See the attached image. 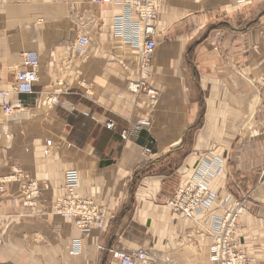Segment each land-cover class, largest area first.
<instances>
[{
    "label": "crops",
    "instance_id": "obj_1",
    "mask_svg": "<svg viewBox=\"0 0 264 264\" xmlns=\"http://www.w3.org/2000/svg\"><path fill=\"white\" fill-rule=\"evenodd\" d=\"M121 1L0 0V88L14 86L22 54L39 57L33 93L11 95L23 110L0 109V180L18 168L38 187L23 208L20 183L5 185L0 264H116L109 248L216 264L207 218L224 216L228 195L245 202L240 250L264 264V0H160L145 81L153 96L128 90L140 49L113 33ZM215 158L212 207L194 219L174 213L175 190ZM72 170L78 195L107 209L105 230L83 233L55 212Z\"/></svg>",
    "mask_w": 264,
    "mask_h": 264
},
{
    "label": "built area",
    "instance_id": "obj_2",
    "mask_svg": "<svg viewBox=\"0 0 264 264\" xmlns=\"http://www.w3.org/2000/svg\"><path fill=\"white\" fill-rule=\"evenodd\" d=\"M92 5L109 4L111 0H86ZM122 12L113 20V33L124 43L140 49V79L128 86L129 92L138 94L145 90L153 96V92L146 90L145 81L149 70L151 57L155 50V28L152 25L158 16L160 0H122ZM88 43L85 37H80L78 45L84 47ZM25 69L16 73V81L12 91L0 88V107L6 116H10L13 109L23 110L20 99L11 102V94L29 95L38 81L39 57L35 52L22 54ZM14 103V104H13ZM53 104H58L54 99ZM107 128L114 124L108 121ZM137 128L132 131L122 132L123 139H127ZM221 160L203 161L196 170L193 179L185 186L178 187L167 205L176 214L186 219H194L205 210L212 207L217 199V194L210 189L212 179L222 172ZM13 173L20 175V170L13 169ZM15 176V175H14ZM13 176L10 180H13ZM6 182H9L6 181ZM24 187L25 200L35 199L37 187L33 182L26 181ZM79 175L76 171H68L64 176L65 198L54 207L57 214L73 224L81 232H89L92 228L105 230L108 216L107 209H99L91 199L78 195ZM243 200H235L231 195L226 196L222 207L227 209L223 217L211 216L207 218V225L211 228L213 243L210 246V259L216 264H248V260L239 248L236 237L238 219L243 213ZM228 206H230L228 208ZM103 250V248H99ZM108 254L116 264H162L152 260L143 251H128L125 249H107Z\"/></svg>",
    "mask_w": 264,
    "mask_h": 264
},
{
    "label": "rangeland",
    "instance_id": "obj_3",
    "mask_svg": "<svg viewBox=\"0 0 264 264\" xmlns=\"http://www.w3.org/2000/svg\"><path fill=\"white\" fill-rule=\"evenodd\" d=\"M1 88H2V86H1ZM13 88V87H12ZM12 88L10 89V90H12ZM12 94H15V93H12ZM11 94V95H12ZM11 102H16L15 101V99H11ZM14 104V103H13ZM0 109H1V107H0ZM1 111H2V114L4 115V116H6L5 114H4V112H3V110L1 109ZM18 112H20L18 109H13V111L11 112V116L13 115V114H15V113H18ZM18 169V168H17ZM20 170V169H19ZM222 172H223V170H222ZM222 172H221V174H222ZM20 175H18V174H15V173H13V174H10V175H8V176H5V177H2L1 178V180H0V198L2 197V196H4L5 195V185H6V183H9L11 180H10V178L13 176V178H15V179H13V182H17V183H20V189H19V191H20V195H21V198H20V200H21V204H22V206H23V208L24 207H27V208H29V207H32V205L34 204V201L35 200H33V199H30V201H26L25 200V197H24V194H25V192H26V188L24 187V185H25V183H26V177H25V174H23L22 172H21V170H20ZM15 175V176H14ZM219 176V175H218ZM9 180V182H6V181H8ZM37 187V186H36ZM37 190H38V187H37ZM37 197V196H36ZM241 201V200H240ZM60 201H57L54 205H53V207H55V205L57 204V203H59ZM245 203V202H244ZM244 203H243V207H244Z\"/></svg>",
    "mask_w": 264,
    "mask_h": 264
},
{
    "label": "bare ground",
    "instance_id": "obj_4",
    "mask_svg": "<svg viewBox=\"0 0 264 264\" xmlns=\"http://www.w3.org/2000/svg\"><path fill=\"white\" fill-rule=\"evenodd\" d=\"M9 91H12V90H9ZM26 180L32 182L31 180H29V179H27V178H26ZM33 183H34V182H33ZM34 184H35V183H34ZM35 186H36V184H35ZM209 187H210V186H209ZM62 200H63V199H62ZM62 200H60V202H61ZM54 210H55V209H54ZM243 211H244V210H243ZM55 212H56V210H55ZM56 213H57V212H56ZM241 215H242V214H241ZM241 215H240V216H241ZM59 216H60V215H59ZM238 220H239V219H238Z\"/></svg>",
    "mask_w": 264,
    "mask_h": 264
}]
</instances>
